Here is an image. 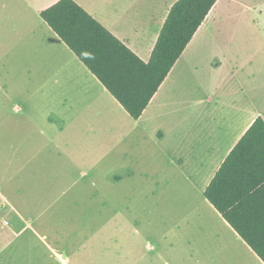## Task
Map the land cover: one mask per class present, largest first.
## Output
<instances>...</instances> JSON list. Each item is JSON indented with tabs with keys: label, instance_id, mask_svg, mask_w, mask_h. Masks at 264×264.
Masks as SVG:
<instances>
[{
	"label": "crops",
	"instance_id": "crops-1",
	"mask_svg": "<svg viewBox=\"0 0 264 264\" xmlns=\"http://www.w3.org/2000/svg\"><path fill=\"white\" fill-rule=\"evenodd\" d=\"M59 1L0 0V264L35 241L73 264L101 211L110 264H264L205 197L264 118V50L219 47L213 30L229 0L138 120L42 18ZM74 1L149 63L179 0Z\"/></svg>",
	"mask_w": 264,
	"mask_h": 264
},
{
	"label": "trees",
	"instance_id": "trees-1",
	"mask_svg": "<svg viewBox=\"0 0 264 264\" xmlns=\"http://www.w3.org/2000/svg\"><path fill=\"white\" fill-rule=\"evenodd\" d=\"M217 2L177 1L149 63L74 0H60L42 18L138 120ZM205 197L264 262V118L255 121L231 152Z\"/></svg>",
	"mask_w": 264,
	"mask_h": 264
},
{
	"label": "rangeland",
	"instance_id": "rangeland-1",
	"mask_svg": "<svg viewBox=\"0 0 264 264\" xmlns=\"http://www.w3.org/2000/svg\"><path fill=\"white\" fill-rule=\"evenodd\" d=\"M213 30L220 33L219 47H236L242 53L249 55L258 52L262 57L264 50V0H229L221 7ZM6 168H3L5 171ZM110 200H98L99 207ZM96 207V205H94ZM9 221L4 218L3 221ZM93 225V234L89 236L81 254H77L73 264H110V211H101L98 219L85 220ZM119 224L122 221L118 222ZM82 237L74 240L75 244L82 242ZM37 241L29 252L19 249L20 262L29 260L30 264H60L50 258L47 250L40 247ZM71 250L73 247L70 248ZM43 259L44 262H40ZM39 261V262H38Z\"/></svg>",
	"mask_w": 264,
	"mask_h": 264
}]
</instances>
